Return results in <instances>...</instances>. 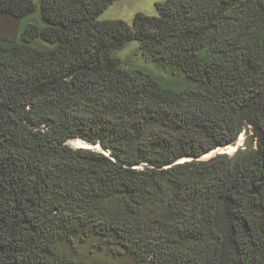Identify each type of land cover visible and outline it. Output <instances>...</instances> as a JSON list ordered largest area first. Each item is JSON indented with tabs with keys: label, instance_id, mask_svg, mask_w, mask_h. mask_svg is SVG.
<instances>
[{
	"label": "trees",
	"instance_id": "obj_1",
	"mask_svg": "<svg viewBox=\"0 0 264 264\" xmlns=\"http://www.w3.org/2000/svg\"><path fill=\"white\" fill-rule=\"evenodd\" d=\"M112 1L0 0V264H264V0Z\"/></svg>",
	"mask_w": 264,
	"mask_h": 264
},
{
	"label": "rangeland",
	"instance_id": "obj_2",
	"mask_svg": "<svg viewBox=\"0 0 264 264\" xmlns=\"http://www.w3.org/2000/svg\"><path fill=\"white\" fill-rule=\"evenodd\" d=\"M156 1L160 0H113L112 3L109 4L99 14L98 18H120L127 21L128 23H131L132 15L137 11H141L148 15L157 14L154 6ZM17 26L18 23L13 19L0 16V32L11 35L13 32H15ZM137 45V41H129L124 48L117 51L119 52L118 55L123 58H128L132 61H139V55L135 51ZM248 133H250L248 127L242 128L237 139L233 143L228 144L230 147L226 148L227 145L217 147L202 155L201 158H208L216 153H226L227 155H232L237 149L244 148ZM66 143L74 148L89 147L93 149H100L98 144H90L79 138L67 139Z\"/></svg>",
	"mask_w": 264,
	"mask_h": 264
},
{
	"label": "bare ground",
	"instance_id": "obj_3",
	"mask_svg": "<svg viewBox=\"0 0 264 264\" xmlns=\"http://www.w3.org/2000/svg\"><path fill=\"white\" fill-rule=\"evenodd\" d=\"M230 147V145H227L226 148ZM89 148V147H88Z\"/></svg>",
	"mask_w": 264,
	"mask_h": 264
}]
</instances>
